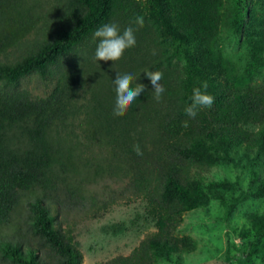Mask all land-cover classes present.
<instances>
[{"label": "trees", "instance_id": "obj_1", "mask_svg": "<svg viewBox=\"0 0 264 264\" xmlns=\"http://www.w3.org/2000/svg\"><path fill=\"white\" fill-rule=\"evenodd\" d=\"M143 1L0 0V259L6 263L82 264L75 228L62 225L64 216L72 223L68 209L88 206L95 216L132 192L148 201L159 227L107 264L160 258L181 264V251L172 254L182 241L175 234L182 213L213 197L229 203L224 192L231 186L230 177L212 179L209 187L196 183L192 167L208 154L212 162L231 160L232 142L264 149V82H228L224 61L204 64L196 52L198 42L206 45L217 34L223 0ZM138 16L143 27L134 23ZM259 21L251 46L258 67L264 66V7ZM105 23L119 24L121 33L138 29L136 45L115 62L94 58L93 33ZM156 70L165 88L159 101L145 73ZM116 72L132 73L133 87L146 86L123 116L113 111ZM33 74L54 82L48 95L23 85ZM203 81L215 102L190 118L184 109ZM103 180L127 187L108 200L89 193ZM257 222L262 238L264 216ZM34 238L56 260L42 255Z\"/></svg>", "mask_w": 264, "mask_h": 264}, {"label": "rangeland", "instance_id": "obj_2", "mask_svg": "<svg viewBox=\"0 0 264 264\" xmlns=\"http://www.w3.org/2000/svg\"><path fill=\"white\" fill-rule=\"evenodd\" d=\"M146 3L144 0L143 4ZM263 7L264 0H223L217 34L206 45L198 42L196 52L204 64L209 59L226 63L231 71L228 82L235 80L234 83L247 85L264 82V66L258 67L251 54L252 42L257 37L254 30L261 25L259 14ZM242 18L245 22L239 31ZM23 85L36 95L46 96L55 84L53 81L45 83L41 76L33 74L24 79ZM214 144L220 146L217 140ZM229 148L231 160L212 162L215 155L208 154L191 169L196 183L209 187L207 182L212 179L230 177L231 186L224 192L229 203L213 197L182 213L175 231L182 241L178 252L172 254L174 257L181 251V264H264V237L260 238L256 229L257 218L264 216V149H248L239 142H232ZM253 171L257 174L256 181ZM126 187V181L103 180L90 186L89 193L108 200L118 188ZM129 193L124 198L118 195L116 202L95 216L90 214L88 206L68 209L67 217L72 223L69 224L64 216L62 225L66 229L75 228L73 234L84 253L82 264H107L121 254L129 255L145 237L158 229V219L148 210V201ZM232 204L235 205L229 213ZM33 241L41 245L37 238ZM40 248L42 255L50 261L56 260L49 247L41 245ZM157 262L176 264L162 258ZM0 264L8 263L0 259Z\"/></svg>", "mask_w": 264, "mask_h": 264}, {"label": "clouds", "instance_id": "obj_3", "mask_svg": "<svg viewBox=\"0 0 264 264\" xmlns=\"http://www.w3.org/2000/svg\"><path fill=\"white\" fill-rule=\"evenodd\" d=\"M134 23L139 27L144 25V17H136ZM132 26H129L121 33L120 25L117 23H105L95 30L93 33L94 39L99 38V43L95 49L94 58L98 61H117L122 58L124 52L136 45L135 31ZM147 77L150 79L154 90V96L157 101L162 98L165 88L160 83L163 79V71H146ZM136 77L132 73L121 74L116 72L113 83L115 84L116 101L114 107L115 116H123L127 113L136 99L140 97L145 90V85L136 83L133 87V82ZM209 84L203 81L201 86L193 89L192 103L184 109L185 113L190 118H195L198 111L204 108H211L215 102V97L207 91ZM203 89V90H202ZM184 126H188V121H184ZM137 155H143V151L139 144L133 146Z\"/></svg>", "mask_w": 264, "mask_h": 264}]
</instances>
